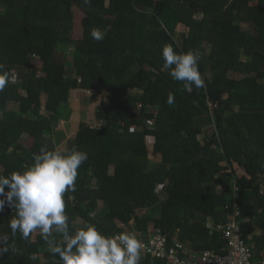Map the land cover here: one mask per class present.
Returning a JSON list of instances; mask_svg holds the SVG:
<instances>
[{
    "label": "trees",
    "instance_id": "trees-1",
    "mask_svg": "<svg viewBox=\"0 0 264 264\" xmlns=\"http://www.w3.org/2000/svg\"><path fill=\"white\" fill-rule=\"evenodd\" d=\"M74 6L84 13L78 40L71 37ZM180 24L187 32L179 43ZM93 29L103 39H93ZM70 44L68 61L60 51ZM165 45L179 54L200 53L203 88L189 92L186 82L172 78L162 58ZM13 71L15 80L0 91V174L23 172L41 147L86 152L76 190L65 194L73 232L93 224L107 236L129 232L146 242L159 231L187 251L223 254L222 236L207 223H225L238 209L243 239L259 255L264 0H0V74L12 80ZM78 89L102 94L94 112L101 125L82 121L63 151L56 146L62 133L52 135L69 117V95ZM148 136L155 138L160 162L151 164L131 149ZM23 137L32 139L29 146ZM235 163L246 175L238 176ZM15 216L7 207L0 213V234L16 246L0 264H62L38 231L28 240L12 234ZM56 240L63 244L59 235ZM140 264L165 263L142 250Z\"/></svg>",
    "mask_w": 264,
    "mask_h": 264
},
{
    "label": "clouds",
    "instance_id": "clouds-1",
    "mask_svg": "<svg viewBox=\"0 0 264 264\" xmlns=\"http://www.w3.org/2000/svg\"><path fill=\"white\" fill-rule=\"evenodd\" d=\"M91 35L95 40L103 39L97 29ZM162 58L164 67L171 69L172 78L186 82L187 91L192 86L204 87L198 51L179 54L171 45H165ZM9 82V74H0V91ZM174 99L169 93L167 103L173 104ZM87 159L88 154L77 148L62 153L41 147L38 154H33L31 166L23 172L0 174V213L6 207L15 209L16 216L9 223L12 234L19 233L28 240L38 231L49 252L58 256L62 264H140L143 245L134 233L107 236L93 224L74 232L70 229L65 194L76 190L78 169ZM54 234L61 237L63 244L57 243ZM9 251H16L15 244L9 243L8 235L0 234V256Z\"/></svg>",
    "mask_w": 264,
    "mask_h": 264
},
{
    "label": "rangeland",
    "instance_id": "rangeland-1",
    "mask_svg": "<svg viewBox=\"0 0 264 264\" xmlns=\"http://www.w3.org/2000/svg\"><path fill=\"white\" fill-rule=\"evenodd\" d=\"M72 11L74 13L73 16V27H72V33L71 37L74 40H78L83 35V29H82V20L84 13L82 10L76 6L72 8ZM183 32H187V27L184 25H179L176 29V40L180 43L181 34ZM73 44H70V48L67 51H60L66 53V59L68 61L72 60L73 55ZM33 67L39 69L41 67V61L38 58H34L32 60ZM70 74L72 76H78L76 73L73 72L71 67L69 68ZM15 71L12 72V80H15ZM105 93V92H104ZM101 97L102 94L97 93L93 90H71L69 95V101H68V108L71 110V113L68 118L63 117L59 120L57 123V126L54 127V133L52 135L53 138H55L54 134L62 133V136L60 135V141L56 145L57 148L65 151L68 147L69 140L73 139L76 135V132L78 130L79 124L83 121L86 123H89L92 126H98L101 125V122L98 120H94V112L100 108L101 106ZM45 98L43 97V101ZM24 138V137H23ZM48 138V137H47ZM199 138L200 134H199ZM32 139L25 137L23 142L25 145L29 146L31 144ZM155 142L154 136H148L145 141L136 143V148H131L134 151V154L141 159H148L149 162L157 163L160 162V154H155L153 152V145ZM203 144V142H201ZM222 164H225L224 162ZM233 169L237 172L238 175L243 174V171L240 168H237L236 165L233 166ZM229 171V170H228ZM222 186H218V189H221ZM264 192V188L262 189ZM100 207H102V202H100ZM259 232V230H257Z\"/></svg>",
    "mask_w": 264,
    "mask_h": 264
},
{
    "label": "built area",
    "instance_id": "built-area-1",
    "mask_svg": "<svg viewBox=\"0 0 264 264\" xmlns=\"http://www.w3.org/2000/svg\"><path fill=\"white\" fill-rule=\"evenodd\" d=\"M146 122L151 125V121ZM238 215L239 210L235 209L228 216L227 222L211 225L212 232H218L224 239L223 254H218L214 250L199 253L187 251L182 242L174 239L170 244L166 236L159 231L151 235L148 241L142 242V250L164 260L165 264H264V246L259 254L261 258L253 262V251L243 239L241 226L236 220ZM181 252L185 256L182 257Z\"/></svg>",
    "mask_w": 264,
    "mask_h": 264
},
{
    "label": "crops",
    "instance_id": "crops-1",
    "mask_svg": "<svg viewBox=\"0 0 264 264\" xmlns=\"http://www.w3.org/2000/svg\"><path fill=\"white\" fill-rule=\"evenodd\" d=\"M160 157H161V155H160ZM160 161H161V159H160ZM236 165V167L237 168H239L238 167V165L235 163L234 164V166ZM241 169V168H240ZM242 170V169H241ZM226 171H228V170H226ZM243 171V170H242ZM242 175H246V173H244V171H243V174H241V175H238V176H242ZM222 186V185H221ZM162 187V189H164V187L163 186H161ZM222 189V188H221ZM163 194V193H162ZM164 195V194H163ZM207 224H209V226L210 225H212L213 223L211 222V221H209ZM215 233V232H214ZM256 233H259L258 231L256 232ZM251 238V237H250ZM175 240H178V239H176L175 238ZM224 240V239H223ZM179 241V240H178ZM247 245L248 246H250V248L251 249H253V245L251 244V243H249V242H247ZM189 249V248H188ZM211 250H213V249H211ZM262 250V249H261ZM261 250L258 252V254H260L261 253ZM253 251V250H252ZM257 253V252H256ZM261 258V256H259V255H257V256H255L254 255V253H253V256H252V260H253V262H257L259 259ZM164 261V260H163ZM164 263H165V261H164Z\"/></svg>",
    "mask_w": 264,
    "mask_h": 264
}]
</instances>
